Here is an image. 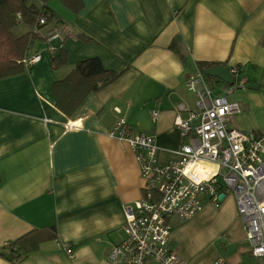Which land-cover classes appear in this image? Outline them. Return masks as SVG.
<instances>
[{"label": "crops", "instance_id": "1", "mask_svg": "<svg viewBox=\"0 0 264 264\" xmlns=\"http://www.w3.org/2000/svg\"><path fill=\"white\" fill-rule=\"evenodd\" d=\"M82 2L78 14L63 6L61 16L50 7L57 19L38 31L40 37L54 28L69 31L56 42L67 52L65 67L53 69L48 45L38 39L30 54L40 53L41 60L0 80V264H123L110 254L125 239V208L146 197L134 152L109 131L123 118L133 131L156 137L160 164L177 161L183 140L175 121L196 109L186 82L198 62L241 66L248 82L260 86L238 89L228 100L241 107L232 127L264 143V0ZM28 3L42 7L39 0ZM25 27L15 34L33 30ZM173 42L187 65L170 49ZM89 58L120 76L68 118L56 107L52 84ZM216 80L208 81L219 94L216 84L223 82ZM70 121L78 126L66 127ZM225 200L232 242L250 247L233 263L226 260L240 264L243 254L253 257L235 198L227 194L220 206L207 203L199 215L208 206L222 208ZM173 230L169 246L175 250ZM29 234L55 235L38 251L11 260L6 245Z\"/></svg>", "mask_w": 264, "mask_h": 264}, {"label": "built area", "instance_id": "2", "mask_svg": "<svg viewBox=\"0 0 264 264\" xmlns=\"http://www.w3.org/2000/svg\"><path fill=\"white\" fill-rule=\"evenodd\" d=\"M39 23L44 25L45 20ZM68 34L66 28H54L40 38L53 56L56 42ZM40 60V53L34 54L25 65L29 68ZM230 73L234 84L223 83L219 94L202 69L197 67L189 75L186 87L196 98V109L188 118L175 121L183 140L175 162L160 164L156 137L133 131L123 118L109 131L111 138L127 143L134 152L146 197L125 208V239L113 249L111 260L123 264H189L169 246L173 220H191L207 203L220 206V196L231 194L252 246L251 255L264 264V143L231 125L232 115L241 107L231 103L228 96L245 89L249 82L237 66L231 67ZM158 116V111H153V121ZM77 126L72 121L66 124L68 128ZM202 163L212 166L206 168L208 177L194 172ZM67 254L74 256L72 248L67 247ZM213 264L230 263L219 259Z\"/></svg>", "mask_w": 264, "mask_h": 264}, {"label": "trees", "instance_id": "3", "mask_svg": "<svg viewBox=\"0 0 264 264\" xmlns=\"http://www.w3.org/2000/svg\"><path fill=\"white\" fill-rule=\"evenodd\" d=\"M39 1L42 3L41 8L29 4L28 0H0V80L18 76L28 69L25 61L31 56L30 50L34 43L41 39L38 31L57 19L49 6L51 0ZM59 2L74 14H78L83 9L82 0H59ZM40 19L45 20L44 25L39 23ZM19 25L30 26L33 30L19 36L14 32ZM170 49L175 51L187 65L186 58L177 51L175 42L171 44ZM67 62V52L57 48L56 54L52 56L53 69L58 71L65 67ZM218 65L225 64L196 63V66L202 70ZM237 67L243 71L241 66ZM119 76L116 71L106 69L99 58L78 62L67 77L52 84L51 92L56 100L57 109L68 118L73 117L89 95L112 84ZM207 79L211 81L214 78L207 77ZM53 232L56 234L55 230ZM54 235L35 237L29 234L7 244L6 247L12 248L11 260L19 261L30 253L38 251L40 245Z\"/></svg>", "mask_w": 264, "mask_h": 264}, {"label": "rangeland", "instance_id": "4", "mask_svg": "<svg viewBox=\"0 0 264 264\" xmlns=\"http://www.w3.org/2000/svg\"><path fill=\"white\" fill-rule=\"evenodd\" d=\"M50 7L61 16L63 5L58 0H51ZM17 33L26 30L25 25L15 28ZM212 84L214 81H210ZM216 90L222 86L217 83ZM222 208L213 209L208 206L203 214L181 222L175 221L172 239L174 248L189 264H211L219 259L229 260L238 256L241 250L250 249L247 243L232 242V232L230 230V218H228L227 200L222 203ZM252 252V249H251ZM250 252V253H251ZM258 260L251 258L250 255L243 254L240 264H257Z\"/></svg>", "mask_w": 264, "mask_h": 264}, {"label": "water", "instance_id": "5", "mask_svg": "<svg viewBox=\"0 0 264 264\" xmlns=\"http://www.w3.org/2000/svg\"><path fill=\"white\" fill-rule=\"evenodd\" d=\"M203 74L206 77L220 80L230 86L234 84V79L230 73V69L225 65H218L213 68L203 70ZM245 89L258 91L260 89V86L257 84L248 83ZM224 198V194L220 196L221 200H223Z\"/></svg>", "mask_w": 264, "mask_h": 264}, {"label": "bare ground", "instance_id": "6", "mask_svg": "<svg viewBox=\"0 0 264 264\" xmlns=\"http://www.w3.org/2000/svg\"><path fill=\"white\" fill-rule=\"evenodd\" d=\"M203 165H198L195 169L194 172L198 175H200L201 177H208L210 175L209 173V169L212 168V166L208 165V164H204ZM205 167V168H204ZM208 168V170L206 169Z\"/></svg>", "mask_w": 264, "mask_h": 264}]
</instances>
